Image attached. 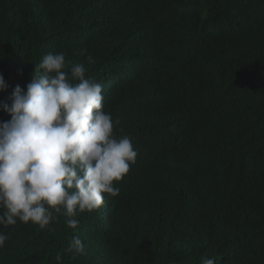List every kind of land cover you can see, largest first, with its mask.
<instances>
[{"label":"trees","instance_id":"obj_1","mask_svg":"<svg viewBox=\"0 0 264 264\" xmlns=\"http://www.w3.org/2000/svg\"><path fill=\"white\" fill-rule=\"evenodd\" d=\"M48 53L102 85L138 155L76 229L0 226V264H264V0H0V104Z\"/></svg>","mask_w":264,"mask_h":264},{"label":"clouds","instance_id":"obj_2","mask_svg":"<svg viewBox=\"0 0 264 264\" xmlns=\"http://www.w3.org/2000/svg\"><path fill=\"white\" fill-rule=\"evenodd\" d=\"M88 61L94 63L91 55ZM40 72L0 110V226L31 222L41 229L65 217L76 229L78 213L102 206L105 194L119 195L121 181L136 163L137 151L128 135L117 137L110 113L104 111L102 85L86 75L83 64L67 61L64 53H48ZM86 74V75H85ZM0 75V92L6 91ZM8 236L0 231V248ZM62 253L73 258L84 252L73 236ZM61 261V253L56 256ZM202 264H214L202 258Z\"/></svg>","mask_w":264,"mask_h":264},{"label":"bare ground","instance_id":"obj_3","mask_svg":"<svg viewBox=\"0 0 264 264\" xmlns=\"http://www.w3.org/2000/svg\"><path fill=\"white\" fill-rule=\"evenodd\" d=\"M90 3V2H89ZM54 5V4H53ZM134 8V7H133ZM128 15V14H127Z\"/></svg>","mask_w":264,"mask_h":264}]
</instances>
